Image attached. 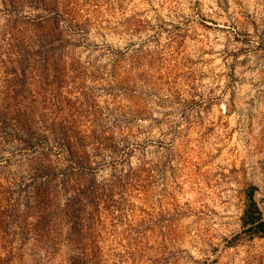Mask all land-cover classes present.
<instances>
[{
    "label": "rangeland",
    "instance_id": "obj_1",
    "mask_svg": "<svg viewBox=\"0 0 264 264\" xmlns=\"http://www.w3.org/2000/svg\"><path fill=\"white\" fill-rule=\"evenodd\" d=\"M252 185L264 0H0V264H264Z\"/></svg>",
    "mask_w": 264,
    "mask_h": 264
},
{
    "label": "trees",
    "instance_id": "obj_2",
    "mask_svg": "<svg viewBox=\"0 0 264 264\" xmlns=\"http://www.w3.org/2000/svg\"><path fill=\"white\" fill-rule=\"evenodd\" d=\"M253 189L254 186L252 185L247 194L248 207L245 210V214L243 215L242 222L244 225L248 224L247 229L251 230L253 233H260V232H264V218L259 214L257 203L253 197ZM1 202L2 201H0V240H2L1 231L4 230L6 226L11 224V220L13 219V216H15V214H17L18 211L15 205L4 206L2 205ZM0 253H1V249H0ZM1 259H3V257L0 254V260Z\"/></svg>",
    "mask_w": 264,
    "mask_h": 264
}]
</instances>
